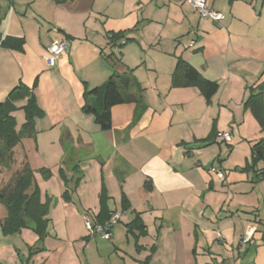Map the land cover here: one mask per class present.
<instances>
[{
  "label": "crops",
  "instance_id": "1",
  "mask_svg": "<svg viewBox=\"0 0 264 264\" xmlns=\"http://www.w3.org/2000/svg\"><path fill=\"white\" fill-rule=\"evenodd\" d=\"M212 6L225 15L222 21L201 17L187 0H0V103L22 83L44 111L17 168L12 149L0 193L25 162L35 172L64 167L84 176L70 200L63 196L67 184L39 179L47 217L60 216L64 229L49 231L45 238L53 244L41 245L29 264H65L64 234L89 248L88 264H111L105 244L111 240L126 254L116 264H264V160L252 156L264 129L245 108L251 92L264 89V0H213ZM109 32L123 36L111 41ZM64 36L67 50L50 65L47 47ZM178 57L219 83L210 103L198 87L172 85ZM115 71H131L142 93L137 102L113 106L112 128L102 130L82 109L84 92ZM27 103L28 97L14 101L16 119ZM215 129L231 141L203 142ZM40 148L42 157L33 154ZM212 166L225 172L223 181ZM103 186L108 211L130 215L110 240L89 235L83 219L98 217ZM7 214L0 199V264H22L38 235L23 228L8 236L20 241L6 242ZM139 223L145 233L128 226ZM249 227L253 235L243 245ZM72 261L66 264H84Z\"/></svg>",
  "mask_w": 264,
  "mask_h": 264
},
{
  "label": "trees",
  "instance_id": "2",
  "mask_svg": "<svg viewBox=\"0 0 264 264\" xmlns=\"http://www.w3.org/2000/svg\"><path fill=\"white\" fill-rule=\"evenodd\" d=\"M121 36L122 32L113 33L111 41H116ZM10 38L5 39L2 44H7ZM13 40V39H12ZM129 39H126V42ZM172 85L174 87H198L204 96L207 103L211 102L212 97L219 89V83L207 79L203 74L188 63L182 57H178L176 69L173 74ZM137 88L139 93L132 91ZM142 93V88L139 82L134 77L131 71L129 72H113V74L100 86L92 89H85L84 100L82 107L83 111L91 114L95 122L102 130H109L112 128V108L113 106L126 102H137ZM28 97V103L24 107L25 122L17 129V119L13 115L16 107L14 101ZM245 108L249 109L256 120L259 122L261 128L264 129V89L260 87L259 90H253L247 100L245 101ZM44 111L40 108L36 95L30 91L24 84H19L10 92L9 98L5 103H0V142L3 143V149H0V156L4 157L5 153L8 158H11L12 149L17 146L23 138L36 137L35 118L43 117ZM218 131L215 129L211 136L205 139V143H210L216 140ZM253 161L264 160V140L255 143L252 147ZM40 171L45 178L51 175L50 169L42 168ZM76 181L71 190L67 187L63 196L70 200L71 192L75 191L79 186L82 176L79 174L75 177ZM65 182L68 186L69 180L64 175ZM147 190H151L153 184L150 179L145 181ZM1 201L7 208V217L2 223V229L5 234H13L20 232L23 228H32L38 235L37 244L29 248V256L22 264H29L32 256L37 252L43 250L41 246L45 237L48 234L49 206L47 203H42L40 199V190L36 186L33 177V169L28 162H25L20 171L16 173L14 179L1 190ZM108 194L106 188L103 186L100 202L101 211L95 222H105L110 215L115 211H108L107 201ZM125 201V199H124ZM128 205L124 203V209ZM138 219L134 222L136 223ZM130 230L136 226L145 233L143 224L128 225Z\"/></svg>",
  "mask_w": 264,
  "mask_h": 264
},
{
  "label": "rangeland",
  "instance_id": "3",
  "mask_svg": "<svg viewBox=\"0 0 264 264\" xmlns=\"http://www.w3.org/2000/svg\"><path fill=\"white\" fill-rule=\"evenodd\" d=\"M188 3V2H187ZM189 4V3H188ZM191 7H193L191 4H189ZM112 32H109L108 33V37H109V39L111 40V37H112ZM119 50V49H118ZM17 120H18V123H17V129H19L21 126V124H22V122H24V120H25V116H24V113H19L18 114V117H17ZM26 138V139H25ZM25 138H23L22 139V141L20 142V144L18 145V146H16L17 148V151H16V157H17V162L15 163V166L14 167H18L19 165L18 164H20V162H21V160H23L24 159V153L25 154H29V148H30V145L32 146V145H34V140L33 139H30V138H27V137H25ZM44 138V136H40V139H43ZM42 141V140H41ZM43 142V141H42ZM41 142V143H42ZM37 143L35 142V145H36ZM0 146H1V148L0 149H3V145H1L0 144ZM48 151V153L51 151V150H49V149H47ZM45 153L46 154V151H44V149H42L41 150V148H40V150L38 149V150H36V151H34L33 150V154H38V156L39 157H42V154L43 153ZM50 158H52V155L51 154H49L48 155ZM13 163H14V157H13V153H11V158L9 157L8 158V154L7 153H5V155H4V157H1L0 156V167H1V169H2V171H0V172H2L3 173V171H4V173H6V170H3V169H5L4 167H7L8 165H10V164H12L13 165ZM51 171V175H50V177L49 178H45L44 177V175H43V173L40 171V170H38L37 172H35L34 170H33V177H34V181H35V183H36V186L38 187V189L40 190V194H41V181H39V179H41L42 177L45 179V180H51V183L52 182H54V183H61V182H63V184L64 185H66V182H65V179H64V175H66L67 176V178H68V180H69V184H68V189L69 190H71L72 189V187L74 186V183H75V181H76V175H75V177H74V174L73 173H70V172H68V171H66V169L64 168V167H61V168H58V169H55L54 171H52V170H50ZM225 173V172H224ZM5 175V177H8L6 174H4ZM16 175V173L13 175V177H11V179H10V181H9V183L14 179V176ZM37 178V179H36ZM83 178H84V176H82V179H81V181L83 180ZM219 179V178H218ZM2 190V189H1ZM72 193V192H71ZM0 195H2V193H0ZM54 201H55V199H53L50 203H51V205H50V208H52L53 207V203H54ZM111 205L114 207L115 206V202L112 200L111 201ZM118 206V205H117ZM54 216V215H53ZM61 217L59 216V217H53V219H51L49 222H50V224H49V226H48V232L50 231V232H56V230L59 232V233H62L63 232V230H62V228L64 229V227H63V223H61V222H64L62 219H60ZM129 218H130V215H129V213L127 212V214L125 213V214H122V221L120 222V224H119V227H121L122 229H125V222H127L128 220H129ZM114 228V227H113ZM2 233H3V237H6V239H7V241L6 242H9L8 240H11V241H15V242H17L18 240L20 241V239L17 237V239L18 240H16V238L13 236V237H8V236H10V234H5L4 232H3V230H2ZM60 236H63V238H64V242H66L67 244H68V252H66V255H65V257H64V263L66 264V263H69V262H71L72 260L75 262H81V263H84V264H88V260H89V255H90V250H89V248H87V249H84V246H85V244H84V242L82 243V241H78V242H76V241H71L70 243H69V237H67V236H65V234L64 235H60ZM46 238H47V236H46ZM46 238L44 239V241L42 242V245H43V247L46 249L47 248V245L50 243V242H52V240L51 239H49V241L47 240L46 241ZM98 239H100V236L98 237ZM113 242H115L116 243V241H106L105 242V244L106 245H109L108 247H110L112 250H111V252H110V261H111V264H116V262H117V260H118V258L117 257H119V256H126V254L125 253H122V252H119L118 251V253H117V250L116 249H114L113 248ZM53 244V242L52 243H50V245H52ZM30 245H28V247H29ZM86 247V246H85ZM89 252V253H88ZM119 255V256H118ZM72 261V262H73ZM91 261L92 262H94L95 263V261H94V258L93 257H91ZM97 262V261H96Z\"/></svg>",
  "mask_w": 264,
  "mask_h": 264
},
{
  "label": "built area",
  "instance_id": "4",
  "mask_svg": "<svg viewBox=\"0 0 264 264\" xmlns=\"http://www.w3.org/2000/svg\"><path fill=\"white\" fill-rule=\"evenodd\" d=\"M213 0H187L189 4H191L197 11L200 13L201 17L209 18L214 21H222L225 18V15L217 11L212 6ZM68 38L61 37L59 39L53 40L47 47L46 53V60L49 62L50 65H53L67 50L68 47ZM126 40H122V43H125ZM194 42L191 41V44ZM218 138H222L226 141H231L232 137L231 134L228 132H221L218 131L217 133ZM210 170L217 175L220 181L225 179V173L221 168L216 166H212ZM122 214L120 211L113 212L110 217L105 222H95L89 215L84 214L83 219L85 222V226L87 228L88 234L95 236L98 235L102 239L110 240L113 236V227L119 223L121 220ZM254 228L249 227L246 230V233L242 239L243 245L249 242L252 238ZM221 236V233H219Z\"/></svg>",
  "mask_w": 264,
  "mask_h": 264
}]
</instances>
